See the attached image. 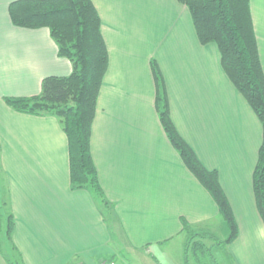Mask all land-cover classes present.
Wrapping results in <instances>:
<instances>
[{
	"label": "crops",
	"instance_id": "1",
	"mask_svg": "<svg viewBox=\"0 0 264 264\" xmlns=\"http://www.w3.org/2000/svg\"><path fill=\"white\" fill-rule=\"evenodd\" d=\"M16 1L0 0V170L23 264H96L100 253L124 245L144 264L143 254L173 242L174 264H183L181 220L225 235L215 203L161 128L151 60L176 131L217 172L229 202L238 229L225 247L229 264H264V226L252 192L261 126L224 74L216 46L199 43L187 8L176 0H90L109 58L90 138L109 205L101 209L88 191L70 189L67 139L57 120L4 103L37 96L43 79L71 73L47 29L12 25L8 7ZM249 6L264 74V0ZM2 260L7 264L0 252Z\"/></svg>",
	"mask_w": 264,
	"mask_h": 264
},
{
	"label": "trees",
	"instance_id": "2",
	"mask_svg": "<svg viewBox=\"0 0 264 264\" xmlns=\"http://www.w3.org/2000/svg\"><path fill=\"white\" fill-rule=\"evenodd\" d=\"M191 17L201 45L213 44L220 66L260 123L262 139L252 173V192L257 213L264 226V74L250 14V0H176ZM13 26L48 30L59 57L71 64L67 77L42 80L40 93L30 98H6L13 111L40 117H53L67 139L70 189L86 190L94 202L106 208L108 202L98 182L90 138L97 98L108 69L109 58L101 35V22L90 0H19L8 7ZM155 88L154 108L161 128L183 165L215 203L224 226L225 239L195 231L181 220L185 242L183 264H202L211 255L205 241L227 246L238 235L229 202L216 171L207 170L176 131L169 113L166 86L154 60L149 63ZM14 219L5 180L0 170V249L7 264H23L13 244Z\"/></svg>",
	"mask_w": 264,
	"mask_h": 264
},
{
	"label": "rangeland",
	"instance_id": "3",
	"mask_svg": "<svg viewBox=\"0 0 264 264\" xmlns=\"http://www.w3.org/2000/svg\"><path fill=\"white\" fill-rule=\"evenodd\" d=\"M217 237L220 240L225 239V235L221 236L217 234ZM174 243L166 244L163 247L159 248H151L150 253L143 254L142 258L144 264H174L175 258V248ZM207 247L211 249V255L202 260V264H229L227 254H226V246H215L210 241L204 242ZM119 246L118 244H116ZM7 244L3 243L2 249H0L1 253L7 252ZM104 253V254H102ZM98 257L96 264H103L106 262H115V264H137L135 260H133V256L129 250L126 249L125 245L119 248L114 249L112 253L102 252ZM141 257V256H138ZM135 261V262H134ZM3 262V260H2ZM2 264V263H1ZM4 264V262H3ZM67 264H76L75 260H72ZM195 264V263H190Z\"/></svg>",
	"mask_w": 264,
	"mask_h": 264
},
{
	"label": "built area",
	"instance_id": "4",
	"mask_svg": "<svg viewBox=\"0 0 264 264\" xmlns=\"http://www.w3.org/2000/svg\"><path fill=\"white\" fill-rule=\"evenodd\" d=\"M103 264H115V262H106V263H103Z\"/></svg>",
	"mask_w": 264,
	"mask_h": 264
}]
</instances>
